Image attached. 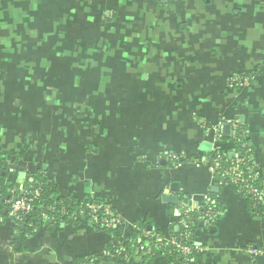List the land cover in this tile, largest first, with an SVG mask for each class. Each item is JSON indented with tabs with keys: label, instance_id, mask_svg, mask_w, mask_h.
I'll use <instances>...</instances> for the list:
<instances>
[{
	"label": "crops",
	"instance_id": "0c3cea01",
	"mask_svg": "<svg viewBox=\"0 0 264 264\" xmlns=\"http://www.w3.org/2000/svg\"><path fill=\"white\" fill-rule=\"evenodd\" d=\"M234 120L264 185V0H0V158L25 173L9 180L41 172L52 200H101L136 238L103 256L85 211L25 236L4 216L0 264H169L147 235L171 237L183 203L216 211L194 264H264V205L210 168L235 156Z\"/></svg>",
	"mask_w": 264,
	"mask_h": 264
},
{
	"label": "trees",
	"instance_id": "16d2710c",
	"mask_svg": "<svg viewBox=\"0 0 264 264\" xmlns=\"http://www.w3.org/2000/svg\"><path fill=\"white\" fill-rule=\"evenodd\" d=\"M230 140L234 145L233 148L235 154L237 151H247L244 164L255 167V164L253 163V159H252L251 146L249 144V139L247 137V126L244 123L241 122L239 123L234 134L230 135ZM220 154H221V160L219 162L220 165L223 164L226 165L227 163L229 164L231 162V158H229L227 155H222L221 150L214 151L212 153V158L214 159ZM11 159L12 158L10 156L9 157L7 156L5 158L2 157L0 158V196L3 199L12 198L13 192L11 189L13 188V185H17L16 182H11L9 180L10 174L17 175L18 173L16 170L12 172L8 168V163L9 161H11ZM30 177H32L31 180H29V178H25L24 181L25 183L23 185L27 187L30 191L39 189V192L38 194L30 195L32 198V210L27 214H24L20 222L13 221L15 225V229L18 232L19 236H25L33 232L34 229H36V227L40 225V223H42V221L44 220L43 218L44 215L47 216V220L51 219L53 221H58V220H63L66 217H72L75 214L77 215V219H78V214L81 210L87 212L86 205L73 198H59L56 200H52L47 195V191H46L47 180L44 174H41V172H37L33 175H30ZM243 195L247 197L248 204H250L251 207L253 206V209L255 210L259 209L260 206L264 205L263 200H256L254 197L247 194H243ZM94 202L103 203L101 200H95ZM208 206L211 205L209 204ZM204 207H207V205L204 204L202 208ZM6 215H7V208L3 200H0V218H3ZM101 215L102 213L100 211L99 216ZM189 218L191 220L188 221L189 224L188 227L181 225L178 230H175L172 227L169 230L170 236L176 237L178 240H182L183 242L192 243L194 239V230L199 226L200 220H197L195 218L194 211L190 213ZM97 227L99 228V226ZM104 230L109 235V241L106 244L104 250H110L114 243V238L120 235L119 226L118 224H115L110 226L108 229H104ZM159 234L163 236L162 233ZM131 242H136V238L134 237V235L128 239H124L125 246H128ZM162 242H163L162 244L160 242V246H157V254L161 253L167 256L169 260V264H182L183 256L181 255V253L178 252L176 249L172 248L170 245L168 246V244L165 241ZM193 253L190 256L191 257L190 264H194ZM104 254L106 253L103 252V256Z\"/></svg>",
	"mask_w": 264,
	"mask_h": 264
},
{
	"label": "built area",
	"instance_id": "2783aa9c",
	"mask_svg": "<svg viewBox=\"0 0 264 264\" xmlns=\"http://www.w3.org/2000/svg\"><path fill=\"white\" fill-rule=\"evenodd\" d=\"M240 121L234 120L231 123L232 126V135L237 129ZM247 151H237L235 156L231 158V162L226 165H220L219 162L221 160V155H218L216 158L210 159V168L211 170L218 171L226 180L232 183L238 192L242 194H247L254 197L256 200H264V185L259 182V173L256 169V166L245 165ZM242 154V155H241ZM245 165V166H243ZM258 182V183H257ZM13 192L12 198L3 199L0 196V200H3L6 208L7 215L6 217L10 218L14 222H20L22 216L27 214L32 210V198L31 194H38L39 189H35L30 191L24 185H13L11 189ZM86 205L87 213L89 214L90 220L94 223L95 226H99V228L108 229L110 226L117 224L119 222L118 216L113 212V210L106 204L99 202H91ZM207 207H200L198 210H190L186 203H183L182 208V219L180 223L188 227V221L191 219L189 215L194 211L195 218L197 220H201L202 223L209 224L215 217L216 211L213 210L209 204H206ZM81 210L80 212H82ZM101 211L102 215L99 216V212ZM187 217V218H185ZM44 219H47V216L44 215ZM72 218L77 219V215H73ZM189 218V219H188ZM35 230V229H34ZM150 236V245L147 247V250L151 252L152 246L157 247L165 241L168 246L170 245L172 248L176 249L183 256L182 264H190L191 254L193 252V244L191 242H183L182 240H178L176 237H169L167 239H160L158 236L155 237L153 235ZM162 240V241H161ZM142 248V247H141ZM142 250V249H141ZM129 247L124 245V239L122 236H118L114 238V243L110 250H104L107 255L110 256H126L129 253ZM145 250H143L144 252ZM255 251V250H252Z\"/></svg>",
	"mask_w": 264,
	"mask_h": 264
},
{
	"label": "water",
	"instance_id": "95a60500",
	"mask_svg": "<svg viewBox=\"0 0 264 264\" xmlns=\"http://www.w3.org/2000/svg\"><path fill=\"white\" fill-rule=\"evenodd\" d=\"M224 129H225V131H227V130H228V126L225 125ZM210 147H211V144H210V143H206V142H204V143L202 144V148H203V150L208 151V150H210ZM18 177H19L20 179H23V178L25 177V173H24V172H19V173H18ZM177 227H178V226H177Z\"/></svg>",
	"mask_w": 264,
	"mask_h": 264
},
{
	"label": "flooded vegetation",
	"instance_id": "af4514ba",
	"mask_svg": "<svg viewBox=\"0 0 264 264\" xmlns=\"http://www.w3.org/2000/svg\"><path fill=\"white\" fill-rule=\"evenodd\" d=\"M246 77H247V76H245L244 74H239V75H237V76H234V78H235L236 80H239V81L246 79Z\"/></svg>",
	"mask_w": 264,
	"mask_h": 264
}]
</instances>
